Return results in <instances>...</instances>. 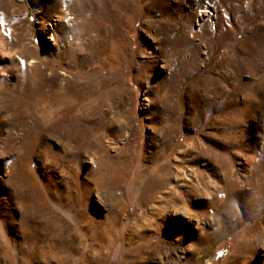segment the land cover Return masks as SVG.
<instances>
[{"label":"rangeland","instance_id":"obj_1","mask_svg":"<svg viewBox=\"0 0 264 264\" xmlns=\"http://www.w3.org/2000/svg\"><path fill=\"white\" fill-rule=\"evenodd\" d=\"M89 1L0 0V264H264V0Z\"/></svg>","mask_w":264,"mask_h":264},{"label":"bare ground","instance_id":"obj_2","mask_svg":"<svg viewBox=\"0 0 264 264\" xmlns=\"http://www.w3.org/2000/svg\"><path fill=\"white\" fill-rule=\"evenodd\" d=\"M145 1L146 0H138V2L139 3H145ZM106 2H108L107 0H90L88 3H90V4H92V3H95V5L96 4H98L99 5V10H101V12H99V14H100V20H99V22H97V24H95L96 25V27H100L101 26V24L102 25H104V23L106 24V22L111 18V17H113L114 18V20L117 22V24L120 26V28L122 29V27H123V25H126V24H130L129 22H128V20L130 21V19H129V15L127 14L128 13V10L130 9V6L128 5V3H126L124 0H117V1H115L116 3H115V7H116V10L113 12V13H108V6H106L107 4H105ZM58 3V2H57ZM56 3V4H57ZM149 4V3H148ZM59 6V5H58ZM105 6V7H104ZM90 7H92V6H90ZM110 7V6H109ZM104 8V9H103ZM96 9V8H95ZM163 9H164V7H163ZM162 9V10H163ZM60 10V9H59ZM94 10V9H93ZM121 10H123V12H125V14H121L120 13V11ZM63 12V11H62ZM65 12V11H64ZM63 12V13H64ZM98 13V12H97ZM60 14V13H59ZM65 14V13H64ZM80 14H78V16H79ZM98 15V14H97ZM65 16H67V15H65ZM61 17V16H60ZM63 18V17H62ZM64 19V18H63ZM112 19V18H111ZM78 25V24H77ZM88 24L87 23H83V24H81L78 28H79V31H80V34H82V33H86L87 32V30H88ZM166 26V25H165ZM90 27V26H89ZM164 28V27H163ZM168 28V27H167ZM118 29V28H117ZM91 30V29H90ZM159 30V32H157V34H156V36H157V41H159V44H160V42H161V44L163 43V42H167L168 41V39H169V37H168V35H167V30H161V29H157V31ZM118 32V31H117ZM85 35V34H84ZM79 41V40H78ZM82 41V40H81ZM180 44V43H179ZM25 81V80H24ZM92 159H94V163L98 166H101V165H106L107 164V161L110 159L111 160V158H108L106 155H101V154H98V155H94V157H92ZM115 159H117V158H115ZM119 160V159H118ZM118 160H115V162H121L120 160L118 161ZM124 162V161H123ZM119 164V163H118ZM95 165V166H96ZM93 168V167H92ZM91 168V169H92ZM118 169L116 168V172L117 173H119L120 172V170L119 171H117ZM113 170H111L110 172H112ZM116 173V174H117ZM112 174V173H111ZM113 175V174H112ZM118 175H120V174H118ZM115 176V175H114ZM117 178V177H116ZM116 178H114L113 179V182H112V184H110V185H107L108 183V181L110 182V180L108 179V181H106V185L105 186H103V185H101V189H102V191L103 192H105L106 193V196H108L109 198H115V196H114V194H113V192H112V189L116 186V184H117V180L119 179H116ZM156 179V178H155ZM158 179V178H157ZM159 179H161V178H159ZM119 181V180H118ZM158 182V181H157ZM102 184V183H101ZM104 193V194H105ZM251 201H253V202H255L257 199H258V194H252L251 195ZM69 204V203H68ZM32 217V216H31ZM40 219V218H39ZM152 219V218H151ZM231 227V226H230ZM132 228V227H131ZM141 229H143V226L141 225L140 227H134V228H132L131 230H132V232L133 233H137V232H139ZM107 233V232H106ZM102 236V235H101ZM32 237V236H31ZM100 243V242H99ZM100 245H101V243H100ZM45 249V248H44ZM45 252V251H44ZM46 253V252H45ZM47 253H49V252H47ZM44 254V253H43ZM45 256H47V255H45ZM57 256V255H56ZM55 256V257H56ZM49 257V256H48ZM46 258V257H45ZM84 260H86V259H84ZM63 261H64V259H63ZM81 261H83V260H81ZM67 262V261H66ZM84 262V261H83ZM79 263H81V262H79ZM86 263V262H85Z\"/></svg>","mask_w":264,"mask_h":264}]
</instances>
